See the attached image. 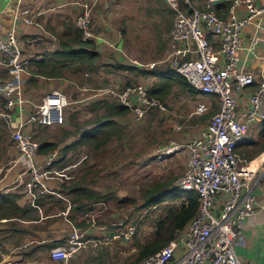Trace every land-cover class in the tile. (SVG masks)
I'll use <instances>...</instances> for the list:
<instances>
[{
  "label": "built area",
  "instance_id": "1",
  "mask_svg": "<svg viewBox=\"0 0 264 264\" xmlns=\"http://www.w3.org/2000/svg\"><path fill=\"white\" fill-rule=\"evenodd\" d=\"M104 0H74L77 7L73 20L74 28L82 41H96L92 31V9ZM173 11L167 50L158 64L177 73L199 95L214 99V110L206 124L188 139L182 149L186 160L181 175L173 183L179 190H192L197 195L194 216L159 250L132 264H249L241 261L234 253V245L241 240V224L253 210L255 203L251 194L254 174L244 160L236 154L235 147L249 126L264 119L260 101L264 98V78L255 81L254 73L237 67L238 55L242 49V30L252 24L254 32L264 27V0L258 4L251 0H163ZM198 4V6L196 5ZM238 9L241 11L238 12ZM27 25H37L35 15L25 9L16 12ZM253 44L262 41L255 33ZM113 42L108 43L113 47ZM30 57L19 47L11 26L2 32L0 22V66L4 75L0 77V116L8 125L12 124L13 113L23 112L22 75L26 73ZM255 87L249 95V106L237 109L234 94L243 87ZM86 91L84 86L79 87ZM110 97L115 103L127 108L138 119L149 109L162 110L158 100L147 94L145 87L132 85L113 91L109 88L95 90L89 98ZM63 93L53 90L44 95L40 103L23 117H16L10 127V139L18 157L26 162L31 177L26 186L35 183L45 191L43 181L50 177L67 176L63 172L74 168L76 163L64 168L52 167L51 158L40 169L34 162L38 143L26 126H52L63 123V109L66 104ZM207 109L198 104L196 114ZM169 146L160 155L177 150ZM102 206V203H97ZM133 228L127 227L122 238L130 237ZM83 244L73 231L67 246L50 250L52 260L69 264L68 259Z\"/></svg>",
  "mask_w": 264,
  "mask_h": 264
},
{
  "label": "rangeland",
  "instance_id": "2",
  "mask_svg": "<svg viewBox=\"0 0 264 264\" xmlns=\"http://www.w3.org/2000/svg\"><path fill=\"white\" fill-rule=\"evenodd\" d=\"M75 14L72 8L67 25L73 24ZM173 16L163 0H104L93 7L92 31L96 36L111 40L113 47H105L104 52L99 53L96 71L71 74L69 81H63L62 90L70 102L63 109L65 122L47 128L60 146L74 143L84 129L104 121L101 119L103 110H92L91 105L95 101L111 103L114 100L97 93L98 96L89 98L95 90L119 91L141 85L147 91L157 84L151 75L114 70L112 65L120 63L143 71L165 72L166 65L158 62L167 50ZM81 86L87 90L81 91ZM73 100L81 101L72 104ZM157 100L162 110L149 109L138 119L128 110L124 116L115 118L117 124L112 129L104 128L98 133L110 134L103 144L99 141L93 146L84 140L65 152L61 166L76 163L74 168L65 171L69 176L65 184L79 180L106 196L103 201L87 202L89 208L79 221L87 228H102L82 233L80 239L86 237L89 241L84 240L83 247L76 251L69 264H132L136 253L134 245L151 237L154 220L164 208L176 205L177 202L165 200L144 207L141 196L157 183L172 186L181 175L186 160L181 147L206 124L214 110V99L172 85L170 91ZM198 104L207 106L201 114L195 113ZM98 138L94 142H98ZM169 146L179 149L160 155L159 151ZM100 202L102 206L97 204ZM129 226L133 228L132 233L123 239L122 233Z\"/></svg>",
  "mask_w": 264,
  "mask_h": 264
},
{
  "label": "crops",
  "instance_id": "3",
  "mask_svg": "<svg viewBox=\"0 0 264 264\" xmlns=\"http://www.w3.org/2000/svg\"><path fill=\"white\" fill-rule=\"evenodd\" d=\"M73 1L0 0L2 32L12 26L22 53L30 57L27 72L22 75L24 79L23 99L25 100L23 112L20 115L13 113L11 125H8L0 116V264H62L61 261L50 259L51 249L67 246L73 231L84 245V240H89L86 237L80 239L82 233L87 234L102 228H87L83 226L82 220L79 221L84 215L71 209L75 203L70 200L73 195L64 188V185H68V183L65 184V177L56 176L44 180L45 191H42L36 183L28 188L26 184L31 174L26 168V162L17 158V152L10 139V127H13L15 118L23 117L30 112L35 105L40 103L46 93L56 90L63 93L68 100L65 90H62L63 81L67 80L32 74L34 65L31 61L42 59L58 49L57 36L67 25L65 22L69 20L68 15L72 8L75 9V13L77 12ZM251 1L258 4L261 0ZM25 9L29 14L36 16L35 23L41 29L37 25L23 23L20 16L13 18L16 12ZM239 11L241 9H238ZM253 33L263 40L253 44L252 48L250 44ZM111 42L107 38L99 37L93 43L95 50L103 53V49L109 47L108 43ZM236 63L237 67L253 72L255 81L264 78V27L255 32L252 24L243 28L242 49ZM3 75L4 68L0 66V77ZM29 76L35 77V83L27 84ZM254 87L255 83H252L234 94L237 109L249 106L248 98ZM80 101L75 100L72 104ZM1 103L0 97V113ZM259 109L264 113V98L260 101ZM259 121L249 126L235 147L239 158L244 160L248 169L255 175L250 185L251 194L255 199L253 212L243 220L240 227L242 238L234 245L237 258L249 264H264V151L254 155L250 153L254 142H264V126L260 125ZM47 128L49 127L26 126L25 129L31 131L37 142L38 139L54 140L47 132ZM61 147L62 145L57 144L51 152H37L34 162L40 169H43L46 160L51 158V165L59 169L66 155L65 152L68 150V148L61 150ZM67 166H61V168ZM74 254L68 259V263L75 257Z\"/></svg>",
  "mask_w": 264,
  "mask_h": 264
},
{
  "label": "trees",
  "instance_id": "4",
  "mask_svg": "<svg viewBox=\"0 0 264 264\" xmlns=\"http://www.w3.org/2000/svg\"><path fill=\"white\" fill-rule=\"evenodd\" d=\"M57 40L58 49L56 51L49 53L42 59L31 61L34 65V69L31 72L32 74L48 78H63L69 81V75L71 74L81 75L86 73V70H89L90 72L96 71L97 65L99 64V53L95 50L93 41L81 40L80 34L74 28L73 24L69 23L68 25H65L60 35L57 36ZM112 68L114 70H129L133 72L136 71L137 73L144 75H151L158 82L157 84L149 87L146 92L148 95L157 99H162L165 93L170 91L172 85H175L179 89L185 90L191 94L196 93L187 84L183 77L168 68L165 72L157 70L143 71L139 70L137 67L120 63H115L112 65ZM35 80L34 76H29L27 84L35 83ZM91 109L103 110L104 115L101 116V119L104 121L101 123L97 122L89 129H84L77 141L71 144L68 143L63 145L61 150L70 148L71 146L81 143L84 140L90 141L89 143L93 144V146H97L99 141L103 144L110 134H108L107 131L101 135L98 133L103 132L104 128L112 129L114 125L117 124L115 118L122 117L128 112V109L124 106L115 102L107 103L104 101H95L91 105ZM259 123L264 126V119H261ZM64 134L69 135L65 132ZM97 137H100L97 139L98 142H94ZM37 143V152H51L58 144L57 141L46 139H38ZM251 148L252 150L250 153L253 155L259 153L260 151H264V142H254ZM60 168L61 166H59V169ZM87 186V183L79 180L71 181L68 185H64V188H66L69 193L73 195V197H70V200L75 204L73 208L71 207V209L82 214H86V211L89 208L87 207V202H90L93 199L102 201L106 199L105 195H101ZM141 198L143 199L142 206L144 207L154 206L155 204L162 203L165 200L177 203L176 205H168L163 209V213L156 217L153 223V232L147 241L136 243L134 245L136 250L134 261L142 259L164 247L168 241H170L194 216L197 208V195L194 191L179 190L170 186L168 183H157L151 185L146 189Z\"/></svg>",
  "mask_w": 264,
  "mask_h": 264
}]
</instances>
